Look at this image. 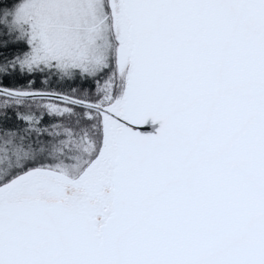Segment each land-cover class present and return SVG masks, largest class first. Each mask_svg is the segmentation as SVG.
<instances>
[{"label": "snow or ice", "instance_id": "snow-or-ice-1", "mask_svg": "<svg viewBox=\"0 0 264 264\" xmlns=\"http://www.w3.org/2000/svg\"><path fill=\"white\" fill-rule=\"evenodd\" d=\"M0 264H264V0H0Z\"/></svg>", "mask_w": 264, "mask_h": 264}, {"label": "trees", "instance_id": "trees-1", "mask_svg": "<svg viewBox=\"0 0 264 264\" xmlns=\"http://www.w3.org/2000/svg\"><path fill=\"white\" fill-rule=\"evenodd\" d=\"M3 2L7 5V4H18L20 2V0H3Z\"/></svg>", "mask_w": 264, "mask_h": 264}]
</instances>
